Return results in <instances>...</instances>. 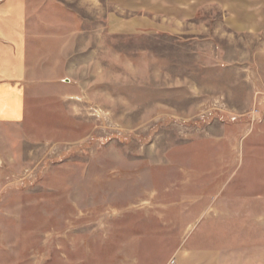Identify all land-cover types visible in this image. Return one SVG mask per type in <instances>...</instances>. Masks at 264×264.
<instances>
[{
  "label": "rangeland",
  "instance_id": "obj_1",
  "mask_svg": "<svg viewBox=\"0 0 264 264\" xmlns=\"http://www.w3.org/2000/svg\"><path fill=\"white\" fill-rule=\"evenodd\" d=\"M158 4L29 0L0 264H264V33Z\"/></svg>",
  "mask_w": 264,
  "mask_h": 264
},
{
  "label": "crops",
  "instance_id": "obj_2",
  "mask_svg": "<svg viewBox=\"0 0 264 264\" xmlns=\"http://www.w3.org/2000/svg\"><path fill=\"white\" fill-rule=\"evenodd\" d=\"M161 1L167 5L162 6ZM210 4L227 12L233 30L264 33V0H159L152 10H168V16L180 25ZM28 14L29 0H0V122H16L25 114Z\"/></svg>",
  "mask_w": 264,
  "mask_h": 264
}]
</instances>
